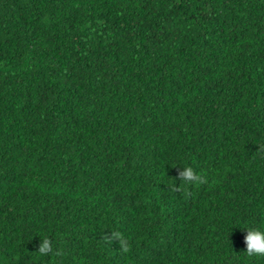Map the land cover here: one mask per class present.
Instances as JSON below:
<instances>
[{
  "label": "trees",
  "instance_id": "trees-1",
  "mask_svg": "<svg viewBox=\"0 0 264 264\" xmlns=\"http://www.w3.org/2000/svg\"><path fill=\"white\" fill-rule=\"evenodd\" d=\"M255 228L264 0H0V264H264Z\"/></svg>",
  "mask_w": 264,
  "mask_h": 264
},
{
  "label": "clouds",
  "instance_id": "clouds-1",
  "mask_svg": "<svg viewBox=\"0 0 264 264\" xmlns=\"http://www.w3.org/2000/svg\"><path fill=\"white\" fill-rule=\"evenodd\" d=\"M185 177H190L191 172L186 171ZM245 252L249 255L264 256V229H246L244 236Z\"/></svg>",
  "mask_w": 264,
  "mask_h": 264
}]
</instances>
